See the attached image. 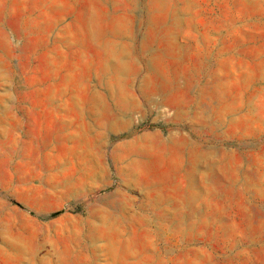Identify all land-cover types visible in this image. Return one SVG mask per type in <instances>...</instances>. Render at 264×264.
I'll return each instance as SVG.
<instances>
[{"label":"rangeland","instance_id":"obj_1","mask_svg":"<svg viewBox=\"0 0 264 264\" xmlns=\"http://www.w3.org/2000/svg\"><path fill=\"white\" fill-rule=\"evenodd\" d=\"M0 264H264V0H0Z\"/></svg>","mask_w":264,"mask_h":264}]
</instances>
